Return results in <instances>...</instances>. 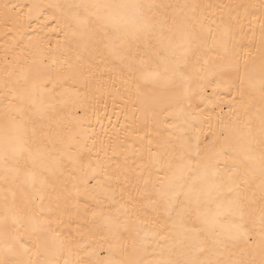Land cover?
<instances>
[{
  "label": "bare ground",
  "instance_id": "bare-ground-1",
  "mask_svg": "<svg viewBox=\"0 0 264 264\" xmlns=\"http://www.w3.org/2000/svg\"><path fill=\"white\" fill-rule=\"evenodd\" d=\"M96 3L161 6L155 11L168 27L184 26L197 34H207L210 29L211 34L187 66L179 52L163 50L160 58L153 55L161 46L152 37L149 47H144L142 38L138 51L133 49L117 58L107 48L78 46L77 38L68 36L67 25L74 23L71 14H86L83 8L69 6ZM5 4L15 5L25 17L29 5H42L43 11L38 19H31L30 26L21 20L18 25L5 27ZM57 5L60 7H54ZM123 24L129 30L134 27L131 18ZM262 25L264 0H0V157L4 155L5 123L10 124L12 117L19 122L20 97L34 85L42 86L37 90L54 105L42 133L55 145L54 158L47 161L49 170L45 172L50 180L45 203L56 209L41 217L36 215L34 203H26L25 196L31 201L40 189L38 181L34 186L29 183L28 173H39V169L25 163L27 153L17 159L9 154L7 167L0 158V259L64 264L65 260L90 259L93 250H99L103 259L109 255V243H115L112 235L119 231L126 246L114 251L112 257L121 261L154 264L198 259L260 264L264 258L259 235L264 208L259 160L264 141ZM204 60L209 61L208 69L215 75L203 70ZM237 63L238 69L231 67ZM177 71L189 78L187 100L172 101L169 112H161L158 106L149 111L138 99L137 85L141 94H167L170 90L165 87V78L174 77ZM150 72L160 73L158 82H143ZM174 78L179 81L178 76ZM217 81L230 84L217 87ZM201 84L203 89L198 87ZM164 142L175 146L176 151H166ZM197 145L198 159L214 157L222 148L234 150L232 155L244 159L249 172L248 186L242 190L253 201L245 225L250 237H241L227 247L213 245L203 232L197 237L183 234L184 229L171 224L160 227L164 205L155 193L162 183L168 191L179 188L168 162H175L181 151L192 152ZM220 161L219 179H226L229 157L222 156ZM191 167L195 169V161ZM16 168H20L18 175ZM212 173L210 168V179ZM202 188L196 184L193 194L199 195ZM204 206L210 214L215 213V204ZM31 217L36 221L48 219L62 239H71L72 250L67 244H52L39 255L35 249L25 253L21 244L33 248L35 243ZM59 220L63 223L57 227ZM197 227L202 226L197 223ZM223 234L227 235V230ZM201 238L206 251L195 253L193 248ZM9 245L11 252L6 250Z\"/></svg>",
  "mask_w": 264,
  "mask_h": 264
},
{
  "label": "snow or ice",
  "instance_id": "snow-or-ice-1",
  "mask_svg": "<svg viewBox=\"0 0 264 264\" xmlns=\"http://www.w3.org/2000/svg\"><path fill=\"white\" fill-rule=\"evenodd\" d=\"M27 7L28 13L25 17L16 11L15 5H3L2 18L5 27L9 23L18 25L21 20H24L30 26V21L33 17L38 19L42 15V5L32 4ZM54 7L59 8L60 6ZM69 7L83 8L86 11L83 16L79 13L71 14L74 23L67 25L69 38H77L78 46H91L95 49L107 48L117 58H121L122 55L131 52L133 49L138 51L142 38L144 47H149L148 40L149 37H152L156 44L161 46L153 52V55L160 58L163 50H168L172 53L179 52L180 58L187 66L189 59L198 55L200 47L206 44L207 36L211 34L210 29L207 34L203 31L197 34L188 31L184 26L173 24L172 27H168L166 21L158 19V13L155 9L161 6L157 5L96 3ZM128 18H131L134 22V27L131 30L123 24ZM225 31L228 32L230 29L226 28ZM194 43L196 47H193ZM208 64L209 61L204 60L203 70L209 76L215 75L214 70L208 69ZM231 67L238 69V63L231 65ZM175 76L179 77V81L174 78ZM174 77L165 78V87L170 91L164 95L157 94L155 91L141 94L140 85H137L138 99H141L142 104L147 106L149 111L153 110V106H158L161 112H169L172 101L187 100L191 92L188 76L183 72L177 71ZM142 79L144 83H156L160 79V73L150 72ZM201 79L204 78L202 77ZM229 84L230 82L227 81H217V87H227ZM198 87L203 89L204 85L201 84ZM38 88H42V86L34 85L33 89L26 91L20 97L21 107L17 109L19 122L17 123L16 118L12 117L10 124L8 122L5 123L3 129L4 155L0 158L5 160L7 167L9 154L12 155V158L17 159L27 153L25 163L39 169V173H28L29 183L34 186L38 181L40 189L34 193L31 201L25 196V201L26 203L35 204L34 210L37 216L46 217L56 211L51 206V203H45L46 189L50 184L49 177L45 175V172L49 170L47 161L54 158L53 149L55 145L47 134L42 135V133L51 118V114L54 112V105L50 101L45 100L41 92L37 90ZM165 123L167 122L165 121ZM262 125H264V121H262ZM173 126V124H169V127ZM45 141H48V143H45ZM49 144H52V147H49ZM33 146L35 147V152H33ZM164 146L166 151H176L175 146L168 144V142H164ZM233 151L229 148H222L214 154V157L198 159L200 152L197 145L192 152L181 151L179 159L175 162L171 160L168 162V169L173 172V180L179 185V188L174 191H168L164 189L162 183L161 190L155 193V196L164 205L165 216L163 224L160 225L161 228H167L171 224L173 228L184 229L183 234L194 233L197 237H200L203 232L213 245L220 247H227L228 243L235 242L241 237H250L245 225L246 217L251 215L249 209L253 201L250 200L247 191L242 190L248 186L249 172L245 170V160L240 159L239 156L232 155ZM222 156H227L230 160V163H226V167L229 169L226 179H219L221 174L217 170L218 165L221 163L220 157ZM245 159L250 160L253 157H245ZM259 160L261 200L264 202V141H262ZM193 161L196 163L195 169L191 167ZM210 168L213 169L212 179L208 175ZM14 171L18 175L20 168H16ZM189 178H191V183L188 182ZM198 183L203 185V188L199 195H194L192 189ZM184 188L189 189V191H183ZM181 196H183V199H180ZM208 203L216 205L215 213L210 214L204 206ZM152 207L155 210V201H153ZM173 213H175L174 216ZM31 222L34 224L31 235L34 236L35 243L33 248H27L21 244L25 253L35 249V254L39 255L42 249H47L52 244H58L60 247L67 244L69 245V251L72 250L71 239H62L60 233L56 229L51 228V223L48 219L36 221L35 217H31ZM62 223L63 220H59L57 227ZM197 223L202 227H197ZM36 227L40 228L39 232L36 231ZM125 230H127L126 226ZM224 230H227V235L223 234ZM232 230H235V235L232 234ZM49 231L53 232L54 235L49 237L47 235ZM259 235L260 248L262 255H264V208L261 209V231ZM14 239H16L17 243H20L18 238ZM101 239L106 238L102 237ZM112 240L115 243H109V255L103 259L99 258V250H93L89 253L90 259H77L75 262L65 260L64 264H134L131 261H121L112 257L114 251L126 246L122 242L123 237L119 231L112 235ZM100 247L102 248L103 244ZM6 250L9 252L13 251L12 246L9 245ZM193 251L195 253L206 251L203 238L194 246ZM0 264H56V262L38 259H29L27 261L0 259ZM154 264H229V262L189 259L183 261H157ZM231 264H237V262H231ZM249 264H255V261L249 262ZM260 264H264V258L261 259Z\"/></svg>",
  "mask_w": 264,
  "mask_h": 264
}]
</instances>
